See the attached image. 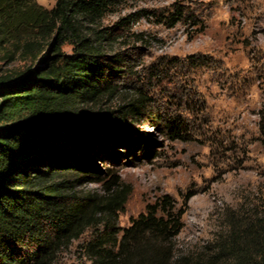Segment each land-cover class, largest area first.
Listing matches in <instances>:
<instances>
[{"label": "rangeland", "instance_id": "rangeland-1", "mask_svg": "<svg viewBox=\"0 0 264 264\" xmlns=\"http://www.w3.org/2000/svg\"><path fill=\"white\" fill-rule=\"evenodd\" d=\"M37 1L48 8L56 2ZM115 1L104 23L131 16L116 43L131 55V68L118 79L112 105L141 87L161 115L150 121L114 117V128L99 129L109 140L97 158L101 180L78 190L104 204L115 197L113 208H125L120 228L151 205L184 208L176 256L191 264H227L264 220V0ZM176 7L193 18L170 26L153 14ZM191 55L205 56L207 66H189ZM167 60L174 66L156 74ZM85 111L95 114L98 107ZM95 232L88 229L61 251L56 264H92L86 244Z\"/></svg>", "mask_w": 264, "mask_h": 264}, {"label": "trees", "instance_id": "trees-1", "mask_svg": "<svg viewBox=\"0 0 264 264\" xmlns=\"http://www.w3.org/2000/svg\"><path fill=\"white\" fill-rule=\"evenodd\" d=\"M116 8L115 0H56L51 8L37 0H0V264H56L90 228H96L86 244L92 264H191L175 253L184 208L151 205L120 228L125 208H113L115 197L104 204L78 190L101 180L97 158L109 140L99 129L114 128V117L150 121L161 115L141 87L112 105L118 79L131 68V55L116 44L131 16L104 23ZM153 14L170 26L193 18L181 7ZM187 62L208 63L192 55ZM170 65L164 61L155 73ZM90 106L98 111L86 112ZM256 228L227 264H264V220Z\"/></svg>", "mask_w": 264, "mask_h": 264}]
</instances>
